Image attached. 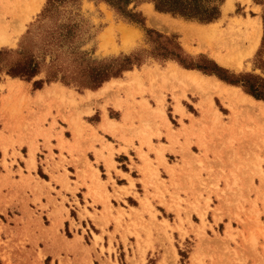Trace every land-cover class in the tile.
<instances>
[{"label": "rangeland", "instance_id": "374dc122", "mask_svg": "<svg viewBox=\"0 0 264 264\" xmlns=\"http://www.w3.org/2000/svg\"><path fill=\"white\" fill-rule=\"evenodd\" d=\"M48 1L34 10L31 0H0V25L7 24L12 39L0 45L7 50L0 61V264H264V99L257 98L262 105L252 108L244 96L230 92L236 85L254 96L242 82L198 68L192 69L206 78L192 82L182 74L191 68L154 54L160 50L159 32L173 37L195 62L209 58L233 78L253 74L262 83L264 8L255 3L264 0H223L220 16L208 22L157 10L152 0H133L129 8L141 12L144 23L106 0L57 1L52 7ZM150 9L160 14L151 17ZM246 21L260 23L257 47L237 62L222 61L220 54H230L233 38L247 43ZM209 23L215 29L210 37L198 29ZM150 29L156 31L152 36ZM19 51L40 65L32 78L8 72L23 57ZM127 54L141 62L99 86L89 85L85 67ZM145 68L150 91L144 79L129 75L140 76L138 70ZM131 78L136 82L126 83ZM12 79L20 83H3ZM52 82L69 87L73 99L69 116L59 107L48 120L49 114L35 111L32 93ZM106 83L125 95L124 105H117L112 93L103 102L90 96L89 91L108 90L102 89ZM221 83L228 84L226 94ZM10 91L9 109L4 102ZM121 108L128 123L116 129L97 126L102 115L119 117ZM163 131H169V145L161 141ZM135 138L154 152V157L145 152L139 167L142 194L131 182L140 201H130L140 206L126 210L118 202L114 213L109 200L108 213H98L83 192L86 179L95 178L93 171H104L90 150L96 143H134ZM123 190L126 196L132 191Z\"/></svg>", "mask_w": 264, "mask_h": 264}, {"label": "crops", "instance_id": "0c3cea01", "mask_svg": "<svg viewBox=\"0 0 264 264\" xmlns=\"http://www.w3.org/2000/svg\"><path fill=\"white\" fill-rule=\"evenodd\" d=\"M253 3H255L254 0H252ZM260 6V8H264V1L262 3H255ZM252 9L253 5L251 6ZM138 70L141 79H144V83L146 85V91H150L152 88V84L150 82L151 78H148V72L150 71L149 68H145V70ZM193 70V69H189ZM141 71V72H140ZM138 75V74H137ZM134 76V74H133ZM136 76V75H135ZM132 77V76H131ZM125 79V78H123ZM159 80V79H158ZM2 82V79L0 80V83ZM3 83H6L8 87H10L11 84L20 83L16 80H5ZM24 89L29 90V86L26 83L20 84ZM226 85H228L226 83ZM51 87V88H50ZM9 90V89H8ZM71 89L65 85H62L57 82L48 83L46 85H43L42 87H38L34 93H32V97L34 98V108L37 113H43V114H49L48 120H51L50 114H56L58 113V109L65 112L67 116L70 115L69 113V105L72 102L73 92ZM115 90V91H114ZM101 89L93 90V96L98 100L99 102H103L105 99V96L112 93V99L114 101L117 100L118 103L121 105H124L125 98L124 94L120 92L119 96L116 94V89H109L103 91L105 94H98L101 93ZM39 92V94H38ZM97 92V97L96 93ZM10 93L13 92H7L6 102H4L5 108H9L10 106H13V98H11ZM43 93V97L42 94ZM48 93V94H47ZM50 93V94H49ZM104 95V97H102ZM189 95V92L187 93ZM109 96V95H108ZM121 96V97H120ZM149 96V95H148ZM42 97V99H41ZM120 97V98H118ZM118 98V99H117ZM112 104V103H110ZM71 106V105H70ZM121 114L119 117H111L105 118L104 115H102L101 120L97 122V126L99 127L100 124H105L108 126H114L115 128H120L123 123H128L127 120L125 121L123 118L124 111L123 108H121ZM108 120L116 121L111 122L110 124L107 122ZM163 135L161 136V141L164 145H169V131H163ZM168 135V136H167ZM166 138V139H165ZM153 141H155V138H153ZM112 144L104 143L105 145L101 143H96L95 147L96 150H90V152L95 156V158L98 159V164L103 166L104 171L101 170L99 167V173L98 171L94 170L95 178L94 180L90 181L87 180V184H83L85 188H83L84 193H89V197H87L89 202L95 201V205H97V209H99L98 213L106 212L108 213V208H106V205L109 206V200L110 204L112 203L114 208L113 212L115 213L117 210H119L117 203L119 202L121 207H125L126 210H130V207H139L138 203H131L130 198L134 197V199L139 202V197L136 196L133 191L134 188L131 186V182H134L135 187H137L138 192L142 194L143 191H140L138 184L141 183V171L139 170V167L143 164V162L146 159L145 152H148L150 157H154V152L148 148L147 145L143 144L141 139L135 138L134 143H127L125 140H118L114 139L111 140ZM90 156V153H87ZM143 155V158L141 157ZM126 164V166L124 165ZM132 164V166H131ZM96 168V165H95ZM104 173V174H103ZM136 173V174H135ZM120 180V181H119ZM143 187V186H142ZM124 188L126 189H132L130 194L127 196L124 195ZM101 193V199L98 196V193ZM119 195V196H118ZM99 199V200H95Z\"/></svg>", "mask_w": 264, "mask_h": 264}, {"label": "trees", "instance_id": "16d2710c", "mask_svg": "<svg viewBox=\"0 0 264 264\" xmlns=\"http://www.w3.org/2000/svg\"><path fill=\"white\" fill-rule=\"evenodd\" d=\"M57 1L67 0H49L48 4L51 7L55 5ZM110 2L117 11L121 12L125 16L129 17L133 21L144 23L145 17L141 12L133 11L129 8V4L133 0H106ZM155 3L157 10L171 12L187 18H194L200 21L208 22L218 18L221 14V3L223 0H152ZM50 8L47 7V10ZM156 31L150 29L149 35L152 36ZM156 39L159 42L160 50L155 52V55L162 56L163 58H174L178 60L183 66L187 68H198L206 73L218 74L222 79L232 82L241 83L244 88L256 98L264 99V78L262 83L256 82V76L253 74H247L248 79L244 80L241 78H233L227 70L217 64L214 60L204 58L203 62H195L189 58L173 37H169L162 33L156 32ZM164 38V39H162ZM7 52V50L0 49V61H2L1 55ZM18 53L23 54L22 58H18L8 68V72L13 75H20L32 78L40 71V65L31 54H24L19 51ZM141 57L137 55H124L115 57L111 60L100 61L98 65L89 64V66L83 69V74L88 73V81L91 82V86H99L104 81L108 80L113 76H119L124 70L131 69L135 63H140ZM255 77V80H252ZM56 78V77H55Z\"/></svg>", "mask_w": 264, "mask_h": 264}, {"label": "bare ground", "instance_id": "6f19581e", "mask_svg": "<svg viewBox=\"0 0 264 264\" xmlns=\"http://www.w3.org/2000/svg\"><path fill=\"white\" fill-rule=\"evenodd\" d=\"M29 1V0H28ZM32 2H33V4H34V10H37V9H39L40 7H41V5H42V0H31ZM228 4V3H227ZM231 3H229L227 6H229ZM233 4V3H232ZM226 6V5H225ZM232 5H230L229 7H231ZM152 8V7H151ZM224 8H226V7H224ZM232 8V7H231ZM33 10V9H32ZM227 10V9H226ZM225 10V11H226ZM154 11V10H153ZM153 11H151V9L148 11L149 12V14H150V16L152 17H154V16H157V14H160V13H157V12H153ZM33 12V11H32ZM148 14V13H147ZM162 14V13H161ZM27 15V14H26ZM165 15V14H164ZM168 16V15H167ZM166 18V17H165ZM255 18V17H254ZM20 19H21V17H20ZM256 19V18H255ZM257 20V19H256ZM260 20V19H259ZM254 21V20H253ZM17 22H19V19H18V21ZM16 22V23H17ZM165 22V21H164ZM216 22V21H215ZM241 22V21H240ZM240 22H237V23H240ZM246 22H250V21H246ZM257 22H259V21H257ZM20 23H22V24H20ZM20 23H17V24H15V25H18V24H20V25H18L19 27H18V29H23V27H24V21H22V20H20ZM160 24H161V22H160ZM191 23H189V25H190ZM193 24V23H192ZM191 24V25H192ZM210 24V23H209ZM245 24V23H244ZM5 25H7V24H4V25H0V45H2V44H4V43H8L9 41H11L12 39H10V37L7 35V31H6V29H5ZM190 25V26H191ZM213 24L211 23L209 26H205V25H198V29H201L202 31H203V33H206L207 35H209V37H210V35H212V34H215V29H214V26H212ZM192 27V26H191ZM246 27V26H245ZM9 28V27H8ZM170 28V27H169ZM249 28H250V30H249V34L247 33V43H244L243 44V42H244V40H242V38L243 37H241V41H243V42H241V41H237L236 40V37L235 38H233V39H235V40H232L231 42H232V45H231V49L232 50H230V54L229 55H225V54H227V53H225L224 55H222V54H220V59L222 60V61H224V62H227V63H234V62H237L238 60H241L240 59V56L242 57V56H244V55H250V54H252L253 53V51L255 50V48L257 47V45H258V42H259V38H260V23H255V22H251V23H249ZM20 29V30H21ZM126 29V28H125ZM246 29V28H245ZM130 30V29H129ZM187 31V30H186ZM190 31V30H189ZM217 31H219V29L217 30ZM248 31V30H247ZM18 33V32H17ZM123 33V32H122ZM217 33V32H216ZM15 34V33H14ZM127 34V33H126ZM125 34V35H126ZM129 34V33H128ZM127 34V35H128ZM186 34H187V32H186ZM189 34V33H188ZM12 35V34H11ZM124 35V34H123ZM126 35V36H127ZM205 35V34H204ZM123 37V36H122ZM199 37V36H198ZM212 37H214V36H212ZM238 37V36H237ZM239 38V37H238ZM211 39V38H210ZM245 39V38H244ZM125 40V39H124ZM201 40V39H200ZM239 40V39H238ZM211 46V45H210ZM209 48V47H208ZM205 50V49H204ZM215 52V51H214ZM218 52V51H217ZM231 52H233V53H231ZM210 53V52H209ZM216 53V52H215ZM213 54V53H212ZM232 54H233V56H232ZM215 55V54H214ZM214 57V56H213ZM216 57V56H215ZM235 59H234V58ZM219 58V57H218ZM217 59V58H216ZM236 60V61H235ZM172 63V62H171ZM240 63V62H239ZM177 64V63H176ZM237 64V63H236ZM174 65V64H173ZM224 65V64H223ZM235 65V64H234ZM233 65V66H234ZM241 65V64H240ZM175 66V65H174ZM229 66V65H228ZM232 66V67H233ZM237 66V65H236ZM179 67V66H178ZM177 67V68H178ZM184 67V66H183ZM175 68V67H174ZM186 68V67H185ZM238 68V67H237ZM143 69V68H142ZM154 69V68H153ZM192 69V68H191ZM145 70V69H144ZM167 70V69H166ZM169 70H171V71H173L171 68L170 69H168L167 70V72L169 73ZM134 71V70H133ZM142 71V70H141ZM140 71V72H141ZM151 71H152V69H151ZM183 71V70H182ZM198 71H201V70H198ZM197 70H189V69H184V71H183V76H185L187 79H189V80H192V82L194 81V82H198V81H201L202 79H204V78H206L205 76L206 75H204L202 72L201 73H199ZM138 72V71H137ZM143 72V71H142ZM176 72H178V70L176 71ZM176 72H174L175 73V75H176ZM128 73V72H127ZM126 73V74H127ZM131 74H129L130 76H132L133 77V74H134V77L136 78V77H138V78H136V79H139V76H135V75H137V73L134 71V72H130ZM171 73V72H170ZM174 73H171V74H174ZM162 74V73H161ZM140 75V74H139ZM164 75V74H163ZM166 75V74H165ZM178 75V74H177ZM209 75V74H208ZM214 75V74H213ZM180 76H182V75H179V77ZM183 76L181 77V78H183ZM217 76V75H216ZM157 77V76H156ZM132 79H134V78H131V80L129 81L128 79V81L126 82L125 80H123L122 81V84H124V82H126V83H128V82H131V83H133V82H136L135 81V79L134 80H132ZM183 80V79H182ZM111 81H113V79L111 80ZM115 81V80H114ZM120 81V80H119ZM133 81V82H132ZM115 82H118V81H115ZM121 82V81H120ZM213 82H215L214 81V79H213ZM225 82V81H224ZM105 83V82H104ZM130 83V84H131ZM188 83V82H187ZM216 83V82H215ZM110 84L111 83H106L104 86H103V88L102 89H108V87H110L111 88V86H110ZM121 84V83H120ZM119 84V85H120ZM129 84V83H128ZM195 84L196 83H194V87H196V86H198V84L195 86ZM222 84V83H221ZM206 85V84H205ZM205 85H203V86H205ZM208 85V84H207ZM225 85V83H223L221 86H224ZM201 86V85H200ZM199 86V87H200ZM227 87H228V85H226V87L224 86L223 88H222V91H224L223 92V94H226L227 92H225V89L227 90ZM229 87H231V88H229L230 89V92H234L236 95H238V97H239V95H241L243 98H244V100H248V101H250L251 103H252V108H253V105H255L256 107H257V104H258V102L260 103V102H262L260 99H257L256 97H254V96H252V95H250V94H247V93H244L243 94V92H241V90H240V88L238 87V86H236V85H230ZM51 88V87H50ZM109 88V89H110ZM186 88H188L187 86H186ZM202 88V87H201ZM211 88V87H210ZM99 89V88H98ZM108 89V90H109ZM113 89V88H112ZM126 89V88H125ZM124 89V91H126ZM185 89V88H184ZM191 89V88H190ZM219 89V88H218ZM221 89V88H220ZM87 90V89H86ZM214 90H217V89H214ZM71 91V90H70ZM103 91H105V90H103ZM103 91L101 92V93H103ZM186 91V90H185ZM192 91V90H191ZM219 91V90H218ZM87 92V91H86ZM90 92V96H92L93 94V92L91 93V91H89ZM106 92H107V90H106ZM213 92V91H212ZM105 93V92H104ZM103 93V94H104ZM220 93V92H219ZM38 94H39V92H38ZM42 94V97H43V93H41ZM48 94V93H47ZM50 94V93H49ZM96 94V96H97V92L95 93ZM99 94V93H98ZM221 94V93H220ZM100 95V94H99ZM230 94H228V96H229ZM234 95V94H233ZM88 96V95H87ZM86 96V97H87ZM89 96V97H90ZM93 96H95V95H93ZM29 97V96H28ZM42 97H41V99H42ZM219 97H222V96H219ZM234 97V96H233ZM30 98V97H29ZM203 98H204V96H203ZM206 98V97H205ZM226 98H227V96H226ZM229 98V97H228ZM241 98V97H240ZM243 98H241V99H243ZM145 99V98H144ZM230 99H232V96H231V98ZM92 100V99H91ZM147 100V99H146ZM145 100V101H146ZM200 100V99H199ZM202 100V99H201ZM208 100V99H207ZM210 100V99H209ZM211 100H212V98H211ZM203 101V100H202ZM202 101L200 102V104L202 103ZM204 101H206V99H204ZM107 102V101H106ZM138 102V101H137ZM236 102V101H235ZM239 102H240V100H239ZM238 102V103H239ZM139 103V102H138ZM142 103V102H141ZM177 103V102H176ZM148 104V103H147ZM180 103H178L177 104V109L178 108H181V106L179 105ZM263 104V106H264V103H262ZM261 103L259 104V105H262ZM117 105H119V103H117ZM145 106H147L146 104H145ZM145 106H144V108H145ZM254 106V108H256ZM139 107H140V105H139ZM138 107V109H140ZM141 107H142V105H141ZM202 107V106H201ZM248 108H250V107H248ZM251 108V109H252ZM182 109H183V107H182ZM203 109H205V108H203ZM137 110V109H136ZM264 110V109H263ZM128 111H129V109H128ZM175 111H176V109H175ZM178 112H179V110H177ZM201 111H202V109H201ZM209 111V110H208ZM259 111V110H258ZM127 112V111H126ZM138 112H139V110H138ZM181 112V111H180ZM179 112V113H180ZM183 112V111H182ZM219 112V111H218ZM260 112V111H259ZM136 113V112H135ZM205 113H209V112H207V110L205 111ZM262 113V112H261ZM218 114V113H217ZM127 115H129V113L127 112ZM126 116V115H125ZM201 116V115H200ZM206 116H207V114H206ZM217 116V115H216ZM234 116V115H233ZM126 117H128L129 118V116H126ZM213 117V116H212ZM132 118V117H131ZM166 118V117H165ZM196 118V117H195ZM168 119V118H167ZM198 119V118H197ZM109 121V120H108ZM235 121V120H234ZM112 122V121H111ZM111 122H108L109 124L111 123ZM113 122H116V121H113ZM112 122V123H113ZM105 125V124H104ZM202 125V124H201ZM108 126V125H107ZM106 126V127H107ZM112 126V125H111ZM110 126V127H111ZM109 127V126H108ZM113 127V126H112ZM104 129H106L105 127H104ZM113 129V128H112ZM116 129V128H115ZM110 131V130H109ZM118 131V130H117ZM30 150V149H29ZM157 150V149H156ZM163 150V149H162ZM161 150V151H162ZM33 151V150H32ZM32 153V152H31ZM32 155V154H31ZM162 156V155H161ZM30 157H32V156H30ZM34 158V157H33ZM143 201H141V203H142ZM144 206V205H143Z\"/></svg>", "mask_w": 264, "mask_h": 264}]
</instances>
